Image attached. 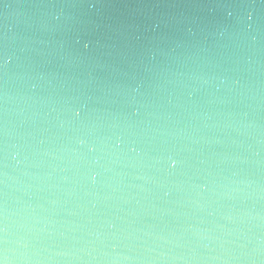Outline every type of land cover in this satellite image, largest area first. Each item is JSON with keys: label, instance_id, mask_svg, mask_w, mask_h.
<instances>
[{"label": "water", "instance_id": "1", "mask_svg": "<svg viewBox=\"0 0 264 264\" xmlns=\"http://www.w3.org/2000/svg\"><path fill=\"white\" fill-rule=\"evenodd\" d=\"M0 264H264V0H0Z\"/></svg>", "mask_w": 264, "mask_h": 264}]
</instances>
